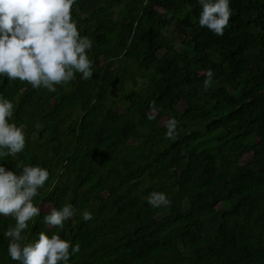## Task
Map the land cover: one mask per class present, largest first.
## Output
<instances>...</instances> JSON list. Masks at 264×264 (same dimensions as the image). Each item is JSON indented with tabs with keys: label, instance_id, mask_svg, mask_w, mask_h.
Listing matches in <instances>:
<instances>
[{
	"label": "trees",
	"instance_id": "obj_1",
	"mask_svg": "<svg viewBox=\"0 0 264 264\" xmlns=\"http://www.w3.org/2000/svg\"><path fill=\"white\" fill-rule=\"evenodd\" d=\"M231 8L217 35L199 25V0H76L93 75L56 91L0 76L26 133L24 150L0 162L50 172L26 239L79 243L71 264H264V0ZM152 190L171 203L153 207ZM65 203L76 214L47 225ZM14 224L0 215V264H20L3 235Z\"/></svg>",
	"mask_w": 264,
	"mask_h": 264
},
{
	"label": "clouds",
	"instance_id": "obj_2",
	"mask_svg": "<svg viewBox=\"0 0 264 264\" xmlns=\"http://www.w3.org/2000/svg\"><path fill=\"white\" fill-rule=\"evenodd\" d=\"M76 0H0V76L27 81L33 88L56 91L80 73L82 79L93 75L94 61L88 50L93 40L81 35L72 8ZM201 27L223 35L233 15L231 0H199ZM204 88L213 84L214 72L205 73ZM153 107L155 103L153 102ZM14 101L0 92V158L24 150L26 133L23 125L11 119ZM149 119H155L151 113ZM178 121H169L166 136L175 138ZM50 176L49 169L39 164H19L9 169L0 162V215L11 216L15 224L3 235L8 239V256L20 264H71L70 257L80 251V244L62 238L59 232L41 231L38 238L26 239L29 222H36L40 207L34 202ZM147 202L153 207L171 203L164 191L152 190ZM77 209L72 203L53 207L43 217L47 225L63 227ZM93 213L83 210V219Z\"/></svg>",
	"mask_w": 264,
	"mask_h": 264
},
{
	"label": "rangeland",
	"instance_id": "obj_3",
	"mask_svg": "<svg viewBox=\"0 0 264 264\" xmlns=\"http://www.w3.org/2000/svg\"><path fill=\"white\" fill-rule=\"evenodd\" d=\"M140 79V78H139ZM138 80V79H137ZM135 84V83H134ZM252 156V154H246L244 155L242 158H243V162H247L250 160V157Z\"/></svg>",
	"mask_w": 264,
	"mask_h": 264
}]
</instances>
